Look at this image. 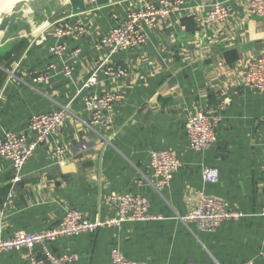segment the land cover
Segmentation results:
<instances>
[{"label":"crops","instance_id":"obj_1","mask_svg":"<svg viewBox=\"0 0 264 264\" xmlns=\"http://www.w3.org/2000/svg\"><path fill=\"white\" fill-rule=\"evenodd\" d=\"M218 1L229 11L224 22L198 21L211 0H184L181 11L147 32L144 44L111 55L109 61L125 69V78L99 73L97 84L80 94L107 55L95 44L114 25L112 15L124 17L141 8L142 0H95L98 9L87 13L89 0H39L0 31V136L23 130L33 114L60 106L69 110L51 143L37 147L27 160L19 183L12 185L11 164L0 158V238L49 230L69 208L89 221H103L112 216L108 196L128 192L145 197L157 219L60 238L51 252L75 253V264H110V248L118 244L138 264H264V92L243 85L248 64L264 52V18L247 13V0ZM65 17L85 27L83 37L60 41L63 58L79 50L70 60L71 80L56 72L46 83L32 84V76L48 63L60 67L48 51L56 40L41 44L38 38L47 24ZM110 90L122 91L124 101L106 125L90 127L82 97ZM221 101L228 106L214 142L205 152L191 151L187 120ZM53 143L65 149L60 164L51 154ZM160 149L171 151L181 167L158 193L149 153ZM203 168L217 169L216 183H203ZM198 192L246 216L212 233L199 232L182 222ZM0 264L29 262L25 252L13 251L0 254Z\"/></svg>","mask_w":264,"mask_h":264},{"label":"built area","instance_id":"obj_2","mask_svg":"<svg viewBox=\"0 0 264 264\" xmlns=\"http://www.w3.org/2000/svg\"><path fill=\"white\" fill-rule=\"evenodd\" d=\"M142 4L141 8L128 11L124 17L112 15L114 25L95 44L97 51L106 50L107 55L102 63L90 73L77 94L95 86L99 73L115 80L125 78L127 72L121 66L109 61L111 55L144 44L148 39L147 32L155 28L159 21H166L172 14L181 11L184 0H142ZM96 9L98 8L95 6V0H89L83 13ZM208 9L203 18H197L198 21L218 24L224 22L229 16L226 4L218 0H211ZM246 11L253 17L264 18V0H247ZM67 18L47 24L38 38V43L41 44L49 38L56 40L48 51L60 60V67H57L54 62L48 63L44 70L32 76V84H44L56 72L67 80H71L70 60L78 54L79 50L72 49L67 57L63 58L65 47L60 41L68 37H83L85 27L80 23L68 22ZM243 85L251 90L264 92V52L248 64ZM124 99L125 95L122 91L112 90L99 95L90 93L83 96L84 110L90 115L89 126L96 127L102 123L106 125L109 115ZM227 106L226 101H221L215 107L196 112L187 120L186 134L191 151L201 153L211 147L214 142V129L220 123L222 113ZM68 113V106H60L54 112L33 114L23 130L2 133L0 158L11 164L14 172L12 185L21 181L22 169L36 148L51 143L53 135ZM64 152L65 149L61 144L53 145L51 154L56 163H61ZM149 166L154 178L153 189L159 193L170 185L171 175L181 167V162L171 151L160 149L149 153ZM217 180L216 168L202 169L203 183H216ZM106 204L112 216L103 221H89L76 208H69L59 222L49 230L38 233L19 231L14 233L10 239L0 238V254L23 251L29 264H75L78 260L75 253L55 255L51 252L50 245L60 238L94 234L101 229L119 228L123 223H143L157 219L148 212V200L137 194L128 192L111 194ZM261 215L264 216V209ZM245 216L242 212L228 209L221 200L206 195L204 192H198L195 207L182 218V222L194 224L199 232L212 233L224 222L237 221ZM109 260L110 264H138L127 259L118 244L111 246Z\"/></svg>","mask_w":264,"mask_h":264},{"label":"water","instance_id":"obj_3","mask_svg":"<svg viewBox=\"0 0 264 264\" xmlns=\"http://www.w3.org/2000/svg\"><path fill=\"white\" fill-rule=\"evenodd\" d=\"M3 1L5 0H0V3H2ZM38 1L39 0H19V2H17L15 6L11 9L10 13L0 23V31H5L7 28L11 27L15 23L17 19V14L20 13L24 6L31 7Z\"/></svg>","mask_w":264,"mask_h":264},{"label":"bare ground","instance_id":"obj_4","mask_svg":"<svg viewBox=\"0 0 264 264\" xmlns=\"http://www.w3.org/2000/svg\"><path fill=\"white\" fill-rule=\"evenodd\" d=\"M17 2H19V0H5L2 3H0V18L2 14L9 12L8 10L5 9L10 8L11 10Z\"/></svg>","mask_w":264,"mask_h":264},{"label":"rangeland","instance_id":"obj_5","mask_svg":"<svg viewBox=\"0 0 264 264\" xmlns=\"http://www.w3.org/2000/svg\"><path fill=\"white\" fill-rule=\"evenodd\" d=\"M15 6V5H14ZM13 6V7H14ZM11 11V10H10ZM10 11L8 12V13H4V14H2V16H1V18H0V23H1V20H3V18H5L9 13H10Z\"/></svg>","mask_w":264,"mask_h":264},{"label":"trees","instance_id":"obj_6","mask_svg":"<svg viewBox=\"0 0 264 264\" xmlns=\"http://www.w3.org/2000/svg\"><path fill=\"white\" fill-rule=\"evenodd\" d=\"M3 78H4L3 73L0 70V87H1V84H2V81H3Z\"/></svg>","mask_w":264,"mask_h":264},{"label":"clouds","instance_id":"obj_7","mask_svg":"<svg viewBox=\"0 0 264 264\" xmlns=\"http://www.w3.org/2000/svg\"><path fill=\"white\" fill-rule=\"evenodd\" d=\"M5 10H8V11H10V8H8V9H5Z\"/></svg>","mask_w":264,"mask_h":264}]
</instances>
